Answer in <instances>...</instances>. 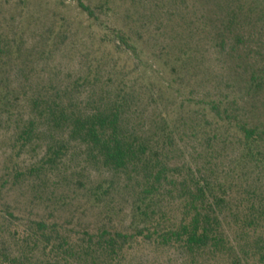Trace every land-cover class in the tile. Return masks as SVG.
<instances>
[{
	"label": "trees",
	"instance_id": "obj_1",
	"mask_svg": "<svg viewBox=\"0 0 264 264\" xmlns=\"http://www.w3.org/2000/svg\"><path fill=\"white\" fill-rule=\"evenodd\" d=\"M78 6L95 18L91 6L82 0ZM98 8L105 12L104 5ZM105 31L101 41L114 51H97L77 72L43 74V82L25 84L5 81L17 59L0 38V129L7 125L11 133L0 217H14L3 194L31 185L53 198L85 190L93 208H111L124 195L129 222L122 229L111 221L79 222L76 231L61 217L35 221L20 243L0 246V264H124L139 244L172 253L178 264H264V126L242 119L238 102L223 94L202 98L200 109L214 119L213 139L205 143L233 137L238 151L226 171L215 149H196L189 159L180 143L189 134L180 135L170 107L160 110L164 91L141 70L129 36L117 27ZM263 85L261 72L249 89ZM203 129L195 123L190 135L200 144ZM24 156L30 164L21 163ZM94 171L108 176L93 181ZM61 199L69 203L68 196ZM9 228L0 223V238ZM17 233L10 232L12 239Z\"/></svg>",
	"mask_w": 264,
	"mask_h": 264
},
{
	"label": "rangeland",
	"instance_id": "obj_2",
	"mask_svg": "<svg viewBox=\"0 0 264 264\" xmlns=\"http://www.w3.org/2000/svg\"><path fill=\"white\" fill-rule=\"evenodd\" d=\"M82 1L95 11V18L82 11L78 0H0V38L11 43L17 59L7 68L5 81L39 83L43 82V74L66 76L77 72L86 58L97 51H114L101 40L106 36V26L117 27L129 36L142 60L141 70L151 76L154 86L163 89L167 101L160 110L170 107V120L180 128V135L189 134L183 137L185 141H180L188 158L195 155L196 149L205 153L215 149L219 160L216 162L226 171L238 151L236 140L232 137L224 142L205 143L204 138L213 139L214 129L210 125L214 119L204 116L200 100L223 94L231 102H238L242 119L264 126V85L249 89L253 76L264 72V0ZM101 5L105 12L98 8ZM154 56L161 59L155 61ZM201 122L206 126L198 132L202 144L190 136L195 123ZM10 136L9 127H1L0 183L9 160ZM31 161L28 156L21 159L26 165ZM107 176L104 171L91 173L93 181ZM62 196H68L67 205L58 203ZM85 197V190H66L53 198L31 185L8 191L2 202L10 204L14 217H0L1 224L10 226L9 232L0 238V246L14 247L26 236V226L40 220L53 222L61 217L70 221L69 228L76 231L79 222L102 226L111 221L118 229L128 224V197L117 195L111 208L90 207ZM10 232L18 233L12 239ZM124 264L178 262L166 250L139 244Z\"/></svg>",
	"mask_w": 264,
	"mask_h": 264
}]
</instances>
